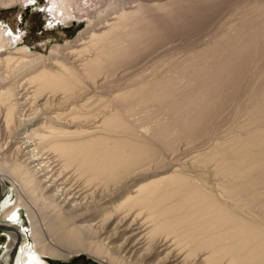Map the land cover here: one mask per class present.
Instances as JSON below:
<instances>
[{"label": "bare ground", "instance_id": "6f19581e", "mask_svg": "<svg viewBox=\"0 0 264 264\" xmlns=\"http://www.w3.org/2000/svg\"><path fill=\"white\" fill-rule=\"evenodd\" d=\"M80 1L45 54L0 21V262L264 264V0L143 67L219 0Z\"/></svg>", "mask_w": 264, "mask_h": 264}, {"label": "rangeland", "instance_id": "374dc122", "mask_svg": "<svg viewBox=\"0 0 264 264\" xmlns=\"http://www.w3.org/2000/svg\"><path fill=\"white\" fill-rule=\"evenodd\" d=\"M108 1L110 2V0H89L90 14L92 13L96 17V12L100 11L101 8L107 7ZM248 1L250 0H219L217 7L213 8L207 16L199 21H192V23H195H190L188 26L182 28L183 30L181 29L179 32L171 35L164 45L158 47L153 55L146 57L137 67H143L152 58L163 55L180 56L185 53V50L186 52L189 51L190 47H201L202 43L204 44L219 32L224 22L233 17V14L237 13L240 8H244ZM80 2H83V0ZM111 2L113 3L112 0ZM46 4L47 0H31L27 4L18 2L16 5L8 8L0 7V21L3 22V25L9 26L14 32L21 34L23 37L21 44L27 45L33 51H39L44 54L48 52L51 43H63L65 40L73 39L86 23V18H82L73 20L67 24L60 23L51 26L43 10ZM236 95H239L237 96V100L243 97V94L240 92ZM224 118L219 123L221 129L227 128L231 125L230 121L232 122L230 118L226 119V116ZM23 217L25 218V214ZM8 240L9 236L0 230V256ZM45 259L50 264H99V262L85 254L74 256L72 260L51 259L49 257H45ZM0 264L2 263L0 262ZM6 264H9V261Z\"/></svg>", "mask_w": 264, "mask_h": 264}, {"label": "water", "instance_id": "95a60500", "mask_svg": "<svg viewBox=\"0 0 264 264\" xmlns=\"http://www.w3.org/2000/svg\"><path fill=\"white\" fill-rule=\"evenodd\" d=\"M0 198H1V193H0ZM1 228V227H0Z\"/></svg>", "mask_w": 264, "mask_h": 264}]
</instances>
